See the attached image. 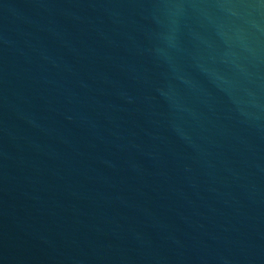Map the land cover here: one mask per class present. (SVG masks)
Instances as JSON below:
<instances>
[{"label":"water","instance_id":"95a60500","mask_svg":"<svg viewBox=\"0 0 264 264\" xmlns=\"http://www.w3.org/2000/svg\"><path fill=\"white\" fill-rule=\"evenodd\" d=\"M0 264H264V0H0Z\"/></svg>","mask_w":264,"mask_h":264}]
</instances>
